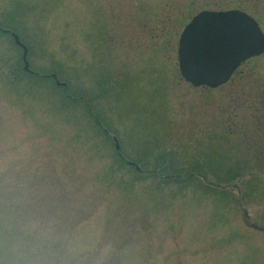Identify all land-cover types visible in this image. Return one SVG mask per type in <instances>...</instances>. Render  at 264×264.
<instances>
[{
  "label": "rangeland",
  "instance_id": "374dc122",
  "mask_svg": "<svg viewBox=\"0 0 264 264\" xmlns=\"http://www.w3.org/2000/svg\"><path fill=\"white\" fill-rule=\"evenodd\" d=\"M229 8L264 33V0H0L32 44L29 67L60 64L74 88L99 77L113 122L63 109L48 83L14 85L0 39V264H264V52L208 90L177 64L191 17ZM126 135H159L143 174L114 157ZM226 140L231 185L203 171L195 190L165 181L170 158ZM210 181L225 187L205 191Z\"/></svg>",
  "mask_w": 264,
  "mask_h": 264
},
{
  "label": "trees",
  "instance_id": "16d2710c",
  "mask_svg": "<svg viewBox=\"0 0 264 264\" xmlns=\"http://www.w3.org/2000/svg\"><path fill=\"white\" fill-rule=\"evenodd\" d=\"M12 21L14 20H13V16L11 15L9 16L7 15V17L2 19L0 18V28L2 29V30L0 29V39L8 40L7 50L10 51L8 52L9 56L8 57L6 56V59L4 55H2V58L10 62L9 72L12 75V78L15 79V81H13V84L15 85L19 82H22L23 84L25 83L24 85L26 86V82H29V80H31L34 82V84H39L41 87L42 84L48 83V85L46 86L48 88L50 95L53 96L56 101L61 103L63 109H65V103H66L65 100L68 102H75L73 104L76 106H81V107L83 106L84 109L89 108V110H91V112L95 114L94 117L97 118V120H102L105 126L112 129L111 128L113 126L112 119H110L109 121L105 119V112L107 110L101 107L100 97H104L105 91L102 89L103 85L100 83V78L98 77L96 79L94 83V87L74 88L70 86L69 81L67 80L68 78L62 77V73L57 68L60 64L54 65L53 63L50 66V68L47 70L31 68L33 73L25 71L23 69L22 57L19 55V52L22 51V49L15 42L11 32L16 33L20 41L26 42V44L28 45L27 48H29V50L31 49L32 44L30 41L24 38V36L20 31L16 30V27L14 24H12ZM5 29H8V31H6ZM29 50L27 51L28 52L27 54H29V52L31 53V51ZM52 73H54L60 81H64L66 83V86L57 85L52 76L46 77V75H50ZM75 73L78 74V75L75 74L76 76L75 78L77 82H80L81 80L79 78L81 77L80 76L81 74L77 72ZM202 88L207 90L210 89L207 87H202ZM67 93L71 96H69ZM84 103L86 105H84ZM130 118L132 119V117ZM117 121L120 122L123 121V119L122 120L118 119ZM156 137L157 139L155 138L145 139L144 137H142L138 139L139 142L137 141L135 142L134 140H131L129 136L126 135L127 145H123L124 147L121 145L120 149H116L114 145V149L117 152L114 154V157L118 162L121 161L123 163L124 160L120 158V155L122 153L125 156V158L128 159V161L125 162L126 163L125 165L133 171L134 175H140L141 173L143 174L140 168L137 169L134 164L140 163L139 166L141 167L142 166L141 163L145 162V159L151 158L154 155V152L158 149V147H160L158 141L159 135ZM210 138L211 137H209L208 139ZM106 140L108 142V138H106ZM226 142L227 140L222 144L215 143L212 145H208L204 150L201 151L198 150L191 154H182L180 158H178L177 156L174 158H170V162H166L167 165H165L166 167L164 171L167 173V176L171 174L173 179L169 177H165V181L175 182L173 177L174 175L178 180H180L179 179L180 176L185 177L183 178V180H180L181 183H178L179 188L182 189L184 185L185 186L190 185L191 189L194 188L195 190L196 188H201V186L198 185L197 177L201 176L200 171H203L204 176H206V174L211 173L212 175H214L217 181L223 180L225 185L229 184L231 181V183L229 184L231 185L233 183L232 180L236 176L235 175L236 172L233 170L234 169L233 167L237 166V164L235 163L228 164L230 160L227 162L223 161V157L226 155V152L224 151V145L227 144ZM105 144L107 143L105 142ZM128 162H133L134 164ZM230 167L232 170L230 169ZM204 183H207L209 185V187L204 186L205 191H207L208 189L212 191H217L213 188H216L218 186L225 187L224 185H220L216 182H211V181ZM224 192H225L224 196H228V193H226L227 191Z\"/></svg>",
  "mask_w": 264,
  "mask_h": 264
},
{
  "label": "water",
  "instance_id": "95a60500",
  "mask_svg": "<svg viewBox=\"0 0 264 264\" xmlns=\"http://www.w3.org/2000/svg\"><path fill=\"white\" fill-rule=\"evenodd\" d=\"M11 34L23 49L24 70L33 72L26 57L27 46L16 33ZM263 51L264 34L257 21L246 12L237 9L201 10L180 33L177 46L179 72L195 87L215 88L226 83L242 61ZM51 76L56 84L66 85L55 74ZM115 146L119 148L117 142Z\"/></svg>",
  "mask_w": 264,
  "mask_h": 264
}]
</instances>
